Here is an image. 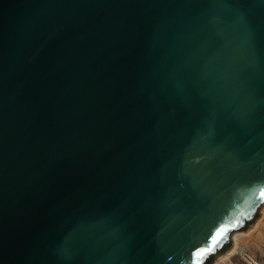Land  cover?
Listing matches in <instances>:
<instances>
[{
  "label": "water",
  "instance_id": "95a60500",
  "mask_svg": "<svg viewBox=\"0 0 264 264\" xmlns=\"http://www.w3.org/2000/svg\"><path fill=\"white\" fill-rule=\"evenodd\" d=\"M264 207V0H0V264H211Z\"/></svg>",
  "mask_w": 264,
  "mask_h": 264
},
{
  "label": "rangeland",
  "instance_id": "374dc122",
  "mask_svg": "<svg viewBox=\"0 0 264 264\" xmlns=\"http://www.w3.org/2000/svg\"><path fill=\"white\" fill-rule=\"evenodd\" d=\"M246 254L251 255L253 263L244 257ZM211 264H264V207L248 229L232 234L230 247Z\"/></svg>",
  "mask_w": 264,
  "mask_h": 264
},
{
  "label": "bare ground",
  "instance_id": "6f19581e",
  "mask_svg": "<svg viewBox=\"0 0 264 264\" xmlns=\"http://www.w3.org/2000/svg\"><path fill=\"white\" fill-rule=\"evenodd\" d=\"M233 234V233H232ZM244 257L248 260L249 263L252 262V257L249 254L244 255ZM253 263V262H252Z\"/></svg>",
  "mask_w": 264,
  "mask_h": 264
}]
</instances>
